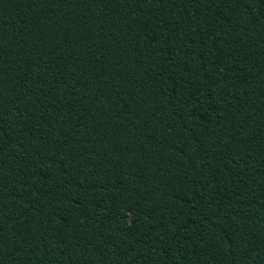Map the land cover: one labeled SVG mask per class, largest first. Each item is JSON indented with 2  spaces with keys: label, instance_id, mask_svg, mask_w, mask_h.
I'll use <instances>...</instances> for the list:
<instances>
[{
  "label": "trees",
  "instance_id": "trees-1",
  "mask_svg": "<svg viewBox=\"0 0 264 264\" xmlns=\"http://www.w3.org/2000/svg\"><path fill=\"white\" fill-rule=\"evenodd\" d=\"M0 264H264V0H0Z\"/></svg>",
  "mask_w": 264,
  "mask_h": 264
}]
</instances>
